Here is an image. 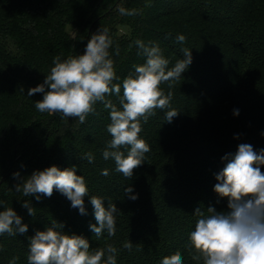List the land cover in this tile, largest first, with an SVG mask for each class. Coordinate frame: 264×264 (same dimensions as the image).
I'll use <instances>...</instances> for the list:
<instances>
[{
    "label": "trees",
    "instance_id": "1",
    "mask_svg": "<svg viewBox=\"0 0 264 264\" xmlns=\"http://www.w3.org/2000/svg\"><path fill=\"white\" fill-rule=\"evenodd\" d=\"M163 1L174 5L159 10L157 0H0V211L12 207L28 225L23 235L0 236V264L13 257L16 264H27L29 238L56 223L63 225L62 233L84 237L90 251L116 247L117 264H161L177 251L184 264H202L191 258L188 237L200 218L196 208L205 216L208 207L228 210L227 197L214 191L222 157L234 155L240 144H250L258 154L264 149V0ZM121 7L137 14L122 16ZM100 28H107L113 41L114 83L145 62L137 40L145 43L149 36L161 46L169 69L184 58L182 49L191 50L192 62L182 76L160 85L165 95L172 93L169 109H155L147 122L141 118L139 137L150 151L131 178L115 171L114 160L103 159L112 137L102 103L80 123L40 113L35 102L43 94L27 95L43 83L54 57L83 54ZM178 35L185 36L183 44L176 42ZM106 99L120 107L115 95ZM170 109L179 114L168 123ZM121 151L127 155L128 149ZM89 153L92 163L83 158ZM53 165L75 167L84 177L85 215L56 190L39 201L15 191L19 181L13 173L27 177ZM127 187L133 188L129 195ZM91 196L101 198L105 208L116 205L114 235L97 238L90 230L96 223ZM25 201L34 216L21 206ZM127 242L131 251L123 247Z\"/></svg>",
    "mask_w": 264,
    "mask_h": 264
},
{
    "label": "clouds",
    "instance_id": "2",
    "mask_svg": "<svg viewBox=\"0 0 264 264\" xmlns=\"http://www.w3.org/2000/svg\"><path fill=\"white\" fill-rule=\"evenodd\" d=\"M119 12L122 16L137 14V10L123 7ZM185 39V36L178 35L176 42L183 44ZM112 43L108 29L100 28L91 35L83 54L64 60L60 56L54 57L53 66L43 83L30 88L27 95L43 94V98L35 102L40 113L78 118L80 123L95 112L94 106L98 102L102 103L109 112L111 123L107 131L112 137L102 153L103 159L114 160L115 171L131 178L134 169L142 165L145 154L150 151L149 145L139 137L141 118L147 122L155 114V109H169L172 93L165 95L160 85L178 80L191 64L192 55L191 50L182 49L184 58L169 69V61L159 46L137 40L138 55H143L145 62L136 65L134 73L125 77L122 83H114L117 76L109 54ZM112 95L118 98L119 108L106 99ZM178 114L175 109H170L164 119L171 123ZM233 114L238 116L239 110H234ZM122 148L128 149L127 155L121 151ZM83 158L89 163L94 159L90 153ZM222 160L224 167L215 176L214 191L221 198L227 197L228 210L217 211L208 207L210 214L207 216L199 207L194 210L200 218L188 237L191 258L202 261V264H264V172L261 171L264 149L258 154L250 144H240L234 155L227 154ZM101 174L107 176L109 173L104 169ZM13 178L19 181L15 191L22 192L25 197L35 195L39 201L41 194L51 197L56 190L80 214H86L84 197L89 195L88 188L84 177L76 174L75 167L61 170L53 165L34 171L27 177L15 172ZM132 192V187L125 188V195ZM137 198L138 194L130 196L132 200ZM90 203L96 221L90 225V230L97 238L105 232L109 236L114 235L116 205L109 203L105 208L104 201L97 196H91ZM21 206L28 210L29 215H35L28 201ZM62 227L56 223L29 238L27 264H117L116 247L108 245L104 249L90 251L89 242L84 237L62 233L58 230ZM27 231L28 225L22 223V218L12 207L0 211V236L23 235ZM123 247L131 251L133 245L127 242ZM17 259L13 257L9 264H16ZM161 264H184V261L177 251L163 257Z\"/></svg>",
    "mask_w": 264,
    "mask_h": 264
},
{
    "label": "rangeland",
    "instance_id": "3",
    "mask_svg": "<svg viewBox=\"0 0 264 264\" xmlns=\"http://www.w3.org/2000/svg\"><path fill=\"white\" fill-rule=\"evenodd\" d=\"M166 1H167V0H166ZM167 5H168V6H167ZM172 5H174V4L171 3V2H170V3H167V2H164L163 0H157V2H156V9L161 10V9H164V8H168L169 6H172ZM69 32H70L71 35H74V34H75V31L72 30V29H70ZM120 32H121V33H124V32H126V29H121ZM151 42H154V41H150V38H149V36H148V37L146 38V40H145V44H148V43H151ZM151 45L159 46V45H157L155 42H154V43H151ZM159 48L162 49L161 46H159ZM162 51H163V50H162ZM161 53H163V52H161Z\"/></svg>",
    "mask_w": 264,
    "mask_h": 264
}]
</instances>
